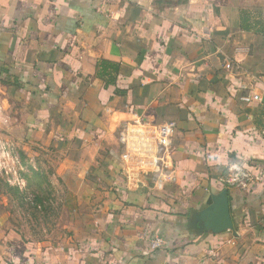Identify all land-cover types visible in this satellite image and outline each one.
I'll use <instances>...</instances> for the list:
<instances>
[{
	"label": "crops",
	"instance_id": "crops-1",
	"mask_svg": "<svg viewBox=\"0 0 264 264\" xmlns=\"http://www.w3.org/2000/svg\"><path fill=\"white\" fill-rule=\"evenodd\" d=\"M3 130L68 149L85 190L52 240L2 217L0 264H264V0H0Z\"/></svg>",
	"mask_w": 264,
	"mask_h": 264
},
{
	"label": "rangeland",
	"instance_id": "rangeland-1",
	"mask_svg": "<svg viewBox=\"0 0 264 264\" xmlns=\"http://www.w3.org/2000/svg\"><path fill=\"white\" fill-rule=\"evenodd\" d=\"M13 134L0 131V219L36 242L52 240L80 207L85 184L63 166L68 149Z\"/></svg>",
	"mask_w": 264,
	"mask_h": 264
},
{
	"label": "built area",
	"instance_id": "built-area-1",
	"mask_svg": "<svg viewBox=\"0 0 264 264\" xmlns=\"http://www.w3.org/2000/svg\"><path fill=\"white\" fill-rule=\"evenodd\" d=\"M225 67L227 69H233L234 65L232 62H227L225 64ZM242 99L250 102L252 100V97L244 96L242 97ZM171 129L172 125H161L157 129V136L159 137V144L157 148V161L159 163V168L157 170V176H159L161 171H165L166 168V154L169 146L171 145ZM121 139L124 140L123 137ZM256 179L257 177L255 176V174L243 165L239 163H231L229 165V178L227 180L231 185L243 187L247 186ZM153 245L157 246V243L153 242Z\"/></svg>",
	"mask_w": 264,
	"mask_h": 264
},
{
	"label": "water",
	"instance_id": "water-1",
	"mask_svg": "<svg viewBox=\"0 0 264 264\" xmlns=\"http://www.w3.org/2000/svg\"><path fill=\"white\" fill-rule=\"evenodd\" d=\"M206 215L210 216L211 219H208ZM203 218L208 226H213L218 230L232 228L227 191H224L219 199H217L216 205H211Z\"/></svg>",
	"mask_w": 264,
	"mask_h": 264
}]
</instances>
